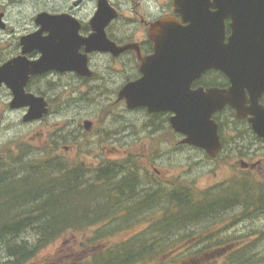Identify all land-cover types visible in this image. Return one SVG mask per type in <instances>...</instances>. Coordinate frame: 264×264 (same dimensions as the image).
<instances>
[{"label":"trees","instance_id":"16d2710c","mask_svg":"<svg viewBox=\"0 0 264 264\" xmlns=\"http://www.w3.org/2000/svg\"><path fill=\"white\" fill-rule=\"evenodd\" d=\"M33 84H28L27 92ZM39 93L44 95V91ZM163 122L147 127L153 132L168 131ZM55 140L50 138V148L37 152L24 141L0 151V250L6 255L4 264H28L47 244L88 230L92 235L85 237L81 247L92 252L75 264H177L180 259L210 264L197 263L196 256L202 250L223 252L222 234L202 232L189 252L178 255L186 250L183 242L190 244L191 239L186 240L189 234L237 210L251 220L264 212V182L257 183L246 172L207 190L182 185L165 189L154 184L151 172L137 166L131 157L101 160L91 167L69 163L63 156L52 157ZM145 214L151 222L147 228L115 244L108 242ZM245 250L238 255L239 264L259 262Z\"/></svg>","mask_w":264,"mask_h":264},{"label":"rangeland","instance_id":"374dc122","mask_svg":"<svg viewBox=\"0 0 264 264\" xmlns=\"http://www.w3.org/2000/svg\"><path fill=\"white\" fill-rule=\"evenodd\" d=\"M59 3L60 0H52V2L0 0V11H5L4 22L8 25V32L3 33L0 30V56L1 49L7 54L12 40L33 27L35 13L59 9ZM98 63L103 67L105 59H99ZM103 77L114 82L119 78V76L112 78L99 76V78ZM101 86L108 91L83 89L76 84L67 86L69 88L66 89L63 86L46 87L42 83H34L31 92L40 95L39 92L44 91V95L41 96L51 102V108L49 114L41 121L29 124L22 122L25 110L9 109L11 93L6 87L0 88V151L6 148L13 149L16 142L24 141L31 144L37 152L40 149L50 148L49 139L52 138L57 142L52 149V157L63 156L69 163H81L87 167L97 166L101 160L121 161L131 157L137 166L151 172L154 176L152 180L154 184L165 189L182 185L197 191L207 190L224 182H230L243 172L256 179L257 183L264 182V149L251 134L249 135L244 128L246 125L229 124L232 127H240L237 128L238 131L228 130V136L225 131V147L215 158H208L194 148L178 144V139L176 140L178 143L174 142L167 131L149 130L147 126L152 122L159 123L156 117L148 116L141 111H127L122 103L117 101V96L109 92L113 89L112 82L108 86L101 83ZM221 119L225 125L236 121L229 112H226ZM85 121L90 123L89 130L84 128ZM239 132L242 135L238 136ZM227 142H230L229 145ZM259 159H261V167L256 171L240 170L241 161L254 164ZM238 212L237 210L215 222L198 226L193 232L194 237H192L193 233L186 237V240L191 239L188 241L190 244L185 245L183 242L185 252L182 251L178 255L189 252L194 246L192 241L202 232H206L204 234L207 235L213 232L215 236L222 234L225 239L219 241L224 251L202 250V254L196 256L197 263L239 264L238 255L246 248L245 251L254 254L253 256L259 261L249 264H264L260 262L264 259V214L251 220L249 217L241 216V211L235 215ZM149 218L147 214L140 215L133 220L129 228L116 232L108 242L115 244L140 233L150 225ZM91 235L92 230H88L74 236L67 234L60 237L36 252L28 264H75V261L92 252L90 249H84L85 246L81 247V242L84 245L85 237ZM214 258L217 262H214ZM6 260L5 253L0 250V264H4ZM190 263L191 261L187 263L181 259L177 262V264Z\"/></svg>","mask_w":264,"mask_h":264},{"label":"water","instance_id":"95a60500","mask_svg":"<svg viewBox=\"0 0 264 264\" xmlns=\"http://www.w3.org/2000/svg\"><path fill=\"white\" fill-rule=\"evenodd\" d=\"M174 7L186 25L180 26L171 17L156 23L154 31L163 34L156 54L142 61L143 76L123 86L117 100L125 101L128 110L145 107L148 114L172 113L170 126L184 136L182 144L199 148L211 158L221 150L218 125L212 117L226 106L237 119H247L254 134L264 140V108L256 105V93H264V0H174ZM2 17L0 13V30L5 25ZM224 19L231 20L226 44ZM35 22L40 29L20 38L21 55L0 66V87L4 85L12 96L8 107L25 110V124L49 113L44 97L26 92L31 77L50 71L91 77L86 57L75 55V47L114 55L127 49L99 45L96 28V35L73 40L61 15L41 12ZM44 32L48 35L42 36ZM33 51L40 56L30 61L26 55ZM206 69L223 73L229 87L191 91V81ZM84 128L89 130L88 121Z\"/></svg>","mask_w":264,"mask_h":264},{"label":"flooded vegetation","instance_id":"af4514ba","mask_svg":"<svg viewBox=\"0 0 264 264\" xmlns=\"http://www.w3.org/2000/svg\"><path fill=\"white\" fill-rule=\"evenodd\" d=\"M49 2H52V0H49ZM59 7V9H48L35 13L33 17V27L25 30L17 39L14 38L12 40V45L8 47L7 54H4V51L1 49L0 66L10 59L21 55V37L33 34L40 29V26L35 22L38 13L46 12L50 15H61L67 20V29L72 31L69 36L73 40L78 42L79 39H88L96 35L94 29L96 28L100 32L98 35L99 45H107L113 47L114 50L127 49L114 55L113 53L102 51L86 53L84 46L75 47V55L79 54L80 56L86 57L88 70L92 73L91 77L82 76L75 72L59 73L50 71L36 77H31L28 84L38 82V84L42 83V85L46 87L58 86L59 88L63 86L66 89L76 84L83 89L108 91L101 86V83L108 86V84L112 82L113 89L109 90V92L117 96L123 86L137 81L143 76L140 70L142 61L148 60L156 54V47L160 46V40L163 37V34L159 33L158 29L154 31L156 23L165 17H171L176 20L180 26L186 25L182 22L181 16L175 11L174 0H60ZM211 11L213 10L211 9ZM0 13L3 14L2 20L5 24L2 32L6 33V31L8 32V25L4 22L5 11H0ZM230 23V19L223 20L224 44L227 43L231 35ZM100 34H103V39L100 38ZM47 35L46 32L42 34V36ZM39 56L40 54L38 51H33L27 54L26 58L30 61H35ZM102 58L105 59L103 67L98 63V60ZM99 76H109L110 78H112V76H119V78L114 82L112 79L104 77L99 78ZM198 76L200 77L192 80L189 85L191 91L198 88H202L206 91L211 88L224 89L229 87L228 79L218 70L206 69ZM62 80L63 82L61 83ZM0 88L5 87L2 85ZM256 94H259L256 99L257 107L264 108V93L261 92ZM246 97L249 98L248 94ZM47 103L50 109L51 102L47 100ZM119 103H122L126 109L124 101H119ZM135 111H141L147 114V108L145 107H137L129 112ZM226 112L233 114L235 118V111L228 106L224 107L213 116L214 121L218 124V134L222 150L226 144L224 143L225 131L228 136V130H237V128L240 127H232L229 126V124L246 125L245 127L248 129L249 135L251 134L264 149V141L252 132L247 119L244 118L239 120L235 118V123L229 122L225 125L221 117L224 116ZM152 115H156L158 121H164L163 125H161L162 127L167 126V132L171 135L174 142H181L182 136L170 127L169 120L172 115L170 112H157L154 114L152 113ZM239 135H242V133L239 132L238 136ZM177 139L179 140L178 142L176 141ZM229 143L230 142H227V145H229ZM240 166L241 171H256L257 168L261 167V159L257 160V163L254 162V164L243 160ZM262 214H264V212L261 213V215Z\"/></svg>","mask_w":264,"mask_h":264}]
</instances>
